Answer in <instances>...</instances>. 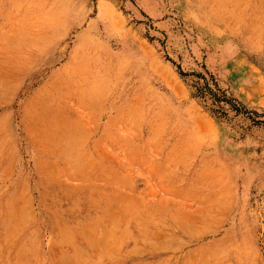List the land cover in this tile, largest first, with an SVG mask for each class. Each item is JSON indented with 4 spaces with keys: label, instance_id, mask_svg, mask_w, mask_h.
Returning a JSON list of instances; mask_svg holds the SVG:
<instances>
[{
    "label": "rangeland",
    "instance_id": "obj_1",
    "mask_svg": "<svg viewBox=\"0 0 264 264\" xmlns=\"http://www.w3.org/2000/svg\"><path fill=\"white\" fill-rule=\"evenodd\" d=\"M0 264H264V0H0Z\"/></svg>",
    "mask_w": 264,
    "mask_h": 264
},
{
    "label": "bare ground",
    "instance_id": "obj_2",
    "mask_svg": "<svg viewBox=\"0 0 264 264\" xmlns=\"http://www.w3.org/2000/svg\"><path fill=\"white\" fill-rule=\"evenodd\" d=\"M65 9V8H64Z\"/></svg>",
    "mask_w": 264,
    "mask_h": 264
}]
</instances>
